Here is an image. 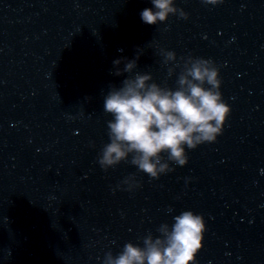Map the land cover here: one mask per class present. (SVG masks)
<instances>
[{"label":"clouds","instance_id":"obj_1","mask_svg":"<svg viewBox=\"0 0 264 264\" xmlns=\"http://www.w3.org/2000/svg\"><path fill=\"white\" fill-rule=\"evenodd\" d=\"M201 2L218 5L224 0ZM151 3L153 8L140 13L147 25L165 22L170 14L188 19V14L177 8L174 0H151ZM142 52L137 49L135 59L121 57L113 61V75H129L120 87H110L104 96L103 110L112 119L107 121L109 142L100 150L97 162L107 171L128 161L138 172L156 180L174 171L171 164L183 167L188 163L186 149L216 142L231 108L220 91V69L212 60L192 56L184 59L177 87L172 89L156 83L151 73L132 75ZM160 55L164 65L177 59L173 51L161 49ZM122 62L123 69L119 67ZM174 72L175 67L168 68L169 77ZM122 184L130 192L141 186L135 174L126 177ZM173 221L171 225H160L159 236L151 233L144 236L142 246L127 242L115 256L108 251L103 264H197L206 232L204 217L186 210L174 216Z\"/></svg>","mask_w":264,"mask_h":264}]
</instances>
